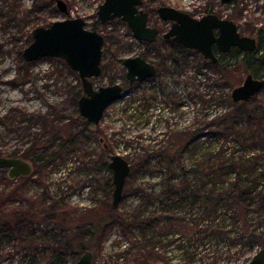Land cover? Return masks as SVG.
<instances>
[{"label": "rangeland", "instance_id": "374dc122", "mask_svg": "<svg viewBox=\"0 0 264 264\" xmlns=\"http://www.w3.org/2000/svg\"><path fill=\"white\" fill-rule=\"evenodd\" d=\"M50 1L42 5L38 0H0V154L10 156L13 153L14 156L24 159L23 155L33 144L34 137L38 136L41 138L38 141L40 146L33 152V158L44 157V160L38 162L31 158L25 159L32 163L33 171L24 177L23 182L12 183L15 188L20 185L24 189L20 194L16 192V196L7 200L5 205H0V214L3 210H6L3 211L6 214L9 210L7 208L40 210L42 206L46 207L42 204L44 192L46 205L54 199L64 198L79 213L84 209L104 206L106 198L103 184L109 175L103 167L100 168L103 159L102 145L113 148L114 153L124 154L131 164L138 163L147 157H137L136 153L147 147H155L157 151L158 145L166 144L167 136L163 134L165 131L169 133V125L176 127L188 124L200 107L195 106L192 99L197 91L191 92L194 80L191 81L190 69L178 78L174 75L173 68H165L141 84L132 87L126 85L123 96L108 107L100 123H89L85 126L75 122L72 128L80 137L76 147L61 149L59 145L64 142V137L55 142H46L50 135L56 134L64 124L79 119L80 113L74 93L79 89L81 80L77 72H71L72 69L65 67L58 58L41 57L32 62L23 59L20 52L28 45V36L33 28L49 26L55 20L82 17L88 28H96L101 32L105 37L102 61L105 69L100 77L93 79L97 87L115 82L125 85L126 69L123 59L140 55L146 49L145 44L133 37L126 22L120 18L108 22L99 20L97 10L104 0H65L68 5L67 13L59 10L56 0ZM209 1L218 13L234 20L242 34L256 37L257 43H262L261 47H264V0H236L224 6H219L217 0ZM206 2L208 0H156L155 4L180 6L184 9L187 5L193 8L204 6ZM12 7L14 10H11ZM156 19V16L151 18L149 23L159 26L162 32L165 31L167 24L156 23ZM160 37L161 34L158 42L162 44L164 42ZM160 49L166 51L167 48L161 46ZM150 51L151 61L156 51L154 48ZM195 81L198 85L197 80ZM199 82V90L207 91L208 86L210 93L218 92V88L215 90V87L209 86L213 84L212 79L202 78ZM202 83L205 84L204 87L201 86ZM228 90L226 88V91ZM175 102L181 106L178 107ZM130 105L139 107L137 117L136 111L130 110ZM160 116H163V119H160ZM167 119H170L168 123ZM62 134L67 135L64 132ZM55 152H58L55 156H49ZM156 156L157 154L151 160L153 173L157 172V167L160 166ZM2 172L0 191L9 187L6 181H2L5 175ZM133 180L135 185L128 184L132 179L127 180L124 197L121 205L119 204L121 210L128 211L137 204L141 199V192L135 193L133 190L140 186L147 187L146 183L156 182L157 174H140ZM150 190L151 188L147 187L146 191ZM153 208L152 206L150 209ZM14 219L16 218L2 215L0 226L7 224L14 227ZM40 219L32 223L39 234L46 230L51 233L75 234L82 224L50 218ZM41 237L38 240H25L17 235L10 240H1L0 264H47L54 259L52 253L55 248L61 247V242H52V239L48 241ZM117 243H121L120 249L116 247ZM141 244L140 239L126 238L124 230L119 225L114 226L107 239L90 247L94 251L93 264H136L124 248L131 249ZM209 245L207 250L199 249L191 264H246V260L259 250L255 246L254 250L239 255L235 248H232L233 251L230 248L229 251L223 244ZM79 256L80 254L76 255L70 250L64 263H54L73 264Z\"/></svg>", "mask_w": 264, "mask_h": 264}, {"label": "trees", "instance_id": "16d2710c", "mask_svg": "<svg viewBox=\"0 0 264 264\" xmlns=\"http://www.w3.org/2000/svg\"><path fill=\"white\" fill-rule=\"evenodd\" d=\"M38 1L42 5L51 2ZM31 40L30 32L27 43ZM163 42H144L146 49L141 55L150 60V50L154 48L156 52L151 61L157 65L158 72L173 68L178 78L190 69L191 81L194 80L191 92L197 91L196 96L191 97L195 106L200 107L188 124L176 127L169 125V133L165 131L163 134L167 136L166 144L158 145L157 151L155 147H147L136 153L137 157L145 156L147 159L132 164L129 177L132 181H128V184L135 185L133 179L137 175L157 174L156 182L146 183L151 190L146 191L147 187L143 186L136 187L133 191L141 192V199L138 198V203L128 211L121 210V204L113 208V183L108 164L114 149L102 145L100 168L103 167L109 175L103 184L106 198L104 206L84 209L79 213L64 198L54 199L46 205L44 192L42 204L46 207L42 206L40 210L7 208L6 214V210L1 212L0 216L15 217L16 225H1L0 241L18 235L25 240H38L42 236L48 241L61 242V247L55 248L52 253L54 259L47 264L64 263L70 250L77 255L90 249L94 243L101 244L111 229L118 225L124 230L126 238L134 237L142 241L140 246L124 248L136 264H191L199 249L207 250L209 243L223 244L229 251L235 248L239 255L254 250L255 246L259 249L264 247V93L260 95L264 87L247 101L234 102L231 97L232 89L240 85L248 74L264 79V47L259 43L253 52L234 48L227 54H220L218 62H213L198 51L177 45L171 40L163 39ZM161 46L167 48L166 51H161ZM179 53L184 56L180 57ZM57 60L71 70L63 59ZM71 72L75 73L73 70ZM199 78L212 79L213 84L209 86L215 87V90L218 88V92L210 93L208 86L207 91L199 90V83L202 82H199ZM78 87L74 93L76 104L83 93L81 83ZM226 88L229 90L226 91ZM138 108L130 105V110L136 111V117ZM78 117L82 121L78 119L64 124L46 142H55L64 137V142L59 145L61 149L76 147L80 137L72 128L73 124L78 122L87 126L90 123L84 117ZM133 117L136 118L135 115ZM159 118L163 119V116ZM40 139L34 137L33 144L23 155L24 159L31 158L34 162L44 160V157L33 158ZM155 152L160 166L153 173L151 160ZM56 153L49 156H55ZM24 180V177H19L13 181L3 175L2 181H6L9 187L0 191V205L13 199L16 192L21 193L23 186L17 185L15 188L12 183ZM152 206L154 208L151 210ZM39 218L82 224L75 234L51 233L50 230L39 234L32 225ZM116 247L120 249L121 243H117Z\"/></svg>", "mask_w": 264, "mask_h": 264}, {"label": "water", "instance_id": "95a60500", "mask_svg": "<svg viewBox=\"0 0 264 264\" xmlns=\"http://www.w3.org/2000/svg\"><path fill=\"white\" fill-rule=\"evenodd\" d=\"M230 3L234 0H222ZM143 0H104L98 7L97 14L101 22L120 18L126 22L133 36L140 41L155 42L160 33L155 26L149 25V15L141 8ZM62 13L68 12L65 0H56ZM158 14L163 20L171 21L169 29L163 33L165 38L186 48L201 53L205 59L218 62L215 47L223 53L236 47L245 52H253L258 43L254 36L242 34L238 24L231 19L209 13L201 18L174 6L162 5ZM32 40L24 47L22 57L27 62L41 57L63 59L78 73L83 93L78 100L79 113L90 123L98 124L105 111L117 99L123 96L124 86L113 83L95 86L93 79L103 73L104 35L96 29L86 26L82 17H69L53 21L49 26H37L31 31ZM130 83L145 81L156 75L157 68L141 55L123 59ZM264 87V79L248 74L243 82L232 89L234 102L251 99ZM113 183L112 206L117 208L124 197L127 180L132 171L130 160L119 152L110 156L108 164ZM8 168L10 179L26 177L33 171L32 163L21 157L0 154V169ZM94 251L87 249L80 254L73 264H93ZM246 264H264V247L257 250Z\"/></svg>", "mask_w": 264, "mask_h": 264}, {"label": "flooded vegetation", "instance_id": "af4514ba", "mask_svg": "<svg viewBox=\"0 0 264 264\" xmlns=\"http://www.w3.org/2000/svg\"><path fill=\"white\" fill-rule=\"evenodd\" d=\"M218 1V3H219V6H224L225 4H228V3H225V2H223L222 0H217ZM234 1H236V0H234ZM155 2H156V0H150V1H148V0H143V3H142V5H141V8L144 10V11H146L147 13H148V15H149V22H150V19L151 18H153V17H157V19H156V23H163V24H167V29L165 30V31H161V28L159 27V26H155V27H157L158 29H159V31H160V33H159V35L161 34L162 35V37H160L162 40L163 39H166V40H171V41H173L172 40V38H165L164 36H163V33H165L168 29H169V27H170V25H171V21H167V20H163L160 16H159V14H158V8L160 7V6H162V5H166V4H160V5H156L155 4ZM233 2V1H232ZM231 3V2H230ZM206 5H204V6H201V7H199L200 9H195V8H193V10H186V9H182L180 6H176V8H178V9H181V10H184V11H186V12H188V13H190L193 17H196V18H201L202 16H204V15H206V14H209V13H214V14H216V15H218L219 17H223V18H227V17H224V16H222L220 13H218L217 11H216V9H213V6H212V2H210L209 0H208V2H206L205 3ZM168 6H173V5H168ZM175 7V6H174ZM199 10H201V11H199ZM229 19V18H228ZM232 20V19H231ZM149 25H151L150 23H149ZM152 26H154V25H152ZM96 29V28H95ZM97 30V29H96ZM132 33V32H131ZM133 35V34H132ZM159 35H158V38H157V40L156 41H159ZM134 37V36H133ZM135 38V37H134ZM136 39V38H135ZM138 41H140V40H138ZM155 41V42H156ZM142 43H144L145 41H141ZM174 42V41H173ZM147 43H149V42H147ZM152 43H154V42H152ZM175 44H177V45H180V44H178V43H176V42H174ZM182 46V45H181ZM234 48H236V47H232L231 48V50L232 49H234ZM189 49V48H188ZM190 50H192V51H196V50H194V49H190ZM230 50V51H231ZM229 51V52H230ZM229 52H226V53H223V52H221L220 50H218L216 47H215V53H216V55H217V57L220 55V54H227V53H229ZM201 54V53H200ZM141 55V54H140ZM142 56V55H141ZM103 57H104V54H103ZM145 58V57H144ZM208 60V59H207ZM103 61V60H102ZM150 61V60H149ZM150 62H152V61H150ZM103 63V62H102ZM123 65H124V63H123ZM102 67H103V64H102ZM124 67H125V65H124ZM156 68H157V65H156ZM125 69H126V67H125ZM158 73V68H157V72H156V74ZM103 74V73H102ZM97 78V77H96ZM124 80H125V85L124 84H122L123 86H124V91H123V94H124V92H125V90H126V85H127V87L129 86V87H132V86H134V85H138V84H141L143 81H135V82H133V83H130V81H129V79L127 78V69H126V72H125V74H124ZM116 83V82H115ZM118 83H120V82H118ZM113 84V83H112ZM14 157H17V156H14ZM3 171V172H2ZM3 173V174H5V176H8L7 175V172H8V168H2V169H0V173ZM18 179V178H17ZM11 180H16V179H11Z\"/></svg>", "mask_w": 264, "mask_h": 264}, {"label": "built area", "instance_id": "2783aa9c", "mask_svg": "<svg viewBox=\"0 0 264 264\" xmlns=\"http://www.w3.org/2000/svg\"><path fill=\"white\" fill-rule=\"evenodd\" d=\"M201 6H202V5H201ZM201 6H199V7H201ZM199 7H195V9H197V8L200 9ZM184 9H186V10H190V11H191V10H193V7L190 6V5H189V6L187 5ZM199 11H201V10H199Z\"/></svg>", "mask_w": 264, "mask_h": 264}]
</instances>
